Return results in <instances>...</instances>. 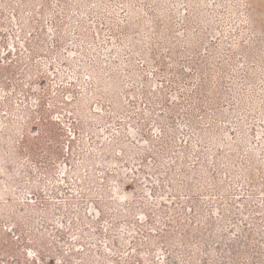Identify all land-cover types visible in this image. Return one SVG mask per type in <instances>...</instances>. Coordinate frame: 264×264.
<instances>
[{
    "label": "rangeland",
    "instance_id": "rangeland-1",
    "mask_svg": "<svg viewBox=\"0 0 264 264\" xmlns=\"http://www.w3.org/2000/svg\"><path fill=\"white\" fill-rule=\"evenodd\" d=\"M0 264H264V0H0Z\"/></svg>",
    "mask_w": 264,
    "mask_h": 264
}]
</instances>
